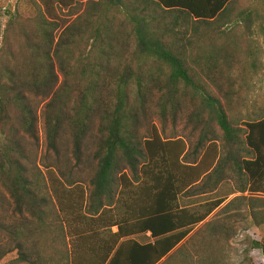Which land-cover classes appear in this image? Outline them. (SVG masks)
<instances>
[{"label": "trees", "instance_id": "16d2710c", "mask_svg": "<svg viewBox=\"0 0 264 264\" xmlns=\"http://www.w3.org/2000/svg\"><path fill=\"white\" fill-rule=\"evenodd\" d=\"M258 1L20 0L23 6L9 15L1 38L0 188L17 212L40 226L51 213L61 232L64 264H158L176 257L192 264L187 247L198 245L203 231L190 234L223 199L195 206L183 205L184 197L227 168L245 179L242 191L264 195V116L248 120L243 129L235 127L188 63V57L196 67L219 58L228 63V41H249L255 25L264 30V14L253 7ZM58 10H69V19L63 25L65 40L55 42L50 20ZM180 22L202 27L201 47L181 43L185 39L174 30ZM55 59L62 83L52 93L58 83ZM147 65L149 75L163 81L162 112L176 110L180 95L188 91L199 100L194 117L217 126L222 157L216 139H200V146L209 145L205 158L194 165L185 161L183 140L137 136L133 99L143 96ZM108 81L113 87L105 99ZM22 89L53 94L45 119L50 144L67 120L78 149L91 116L101 112L98 166L89 194L78 183H63L51 170L43 179L28 174L18 137L33 134L36 118ZM250 247L261 250L264 259V239L251 241ZM13 250L17 261L24 259L19 247ZM199 259L204 263L203 255Z\"/></svg>", "mask_w": 264, "mask_h": 264}, {"label": "rangeland", "instance_id": "374dc122", "mask_svg": "<svg viewBox=\"0 0 264 264\" xmlns=\"http://www.w3.org/2000/svg\"><path fill=\"white\" fill-rule=\"evenodd\" d=\"M238 2L241 5L248 3L247 0ZM20 3L23 6L20 0H0L1 54H4L1 50L3 29L9 15ZM253 7L264 14V0L256 2ZM68 11L58 10L56 16L50 20L55 42L65 40L63 25L69 19ZM73 18L68 21H72ZM174 30L179 37L185 39L181 43L186 46L192 48L202 46L201 26L180 22V26H176ZM233 33H237V27L233 28ZM251 35L249 41L227 42L228 52L232 58L226 64L219 58L213 65L204 61L196 67L188 57V63L194 70L191 74L200 77L201 87L220 101L226 110L228 120L235 127L242 129L248 120L264 116V30L255 25ZM54 68L58 83L52 93H55L62 83L56 59ZM150 69L151 66L147 65L141 87L143 95L141 100L133 99L137 136L151 138L158 135L164 141L183 140L188 149L185 161L195 163L194 165L205 158L208 141L216 139L214 143L222 157L224 151L217 126L207 123V119L203 122L194 117L199 100L188 91L180 95L176 110L166 109L162 112L159 88L163 81L157 77L153 79L149 75ZM164 73L162 72V78L165 76ZM107 83L109 86L103 90L105 99L108 97V90L113 87L109 81ZM22 92L36 118L33 134L21 133L18 137L20 159L28 174L43 179L47 171L51 170L63 183L67 185L78 183L89 194L90 182L98 166L96 155L100 140L97 129L101 112L95 111L91 116L85 137L78 149L74 146L73 132L67 120H63L55 144H50L45 119L46 106L53 94L45 95L43 92L29 89H22ZM202 137H206L208 141L200 146L199 141ZM125 172L128 173L127 170ZM217 176L207 187L204 182L200 183L181 201L183 205L197 206L223 199L222 204L192 231L190 236L197 231L199 234L203 232L197 238L198 245L191 244L187 247L190 253L189 261L192 264H264L261 250L250 247L251 241L259 242L264 239V195H250L242 191L246 187L245 179L231 168L225 169ZM50 214L44 225L40 226L37 220L25 213L17 212L9 194L0 188V264H64L66 258L61 232L58 225H54L53 216L50 217ZM17 247L21 249L24 258L18 261L17 251L13 250ZM202 255L204 263H200L199 256ZM174 261L181 263V258L176 257Z\"/></svg>", "mask_w": 264, "mask_h": 264}, {"label": "crops", "instance_id": "0c3cea01", "mask_svg": "<svg viewBox=\"0 0 264 264\" xmlns=\"http://www.w3.org/2000/svg\"><path fill=\"white\" fill-rule=\"evenodd\" d=\"M115 231V229H114ZM191 235V234H190ZM149 234L146 235V237H148ZM179 246L176 247V249L178 248ZM165 261V258L162 259L158 264H189V263H179V262H176V261H170V262H164Z\"/></svg>", "mask_w": 264, "mask_h": 264}]
</instances>
